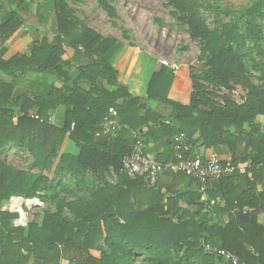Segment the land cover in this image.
I'll return each mask as SVG.
<instances>
[{
  "label": "trees",
  "instance_id": "1",
  "mask_svg": "<svg viewBox=\"0 0 264 264\" xmlns=\"http://www.w3.org/2000/svg\"><path fill=\"white\" fill-rule=\"evenodd\" d=\"M169 1L188 25L191 37L209 54L206 70L193 74L191 80L161 65L151 72L149 81L135 75L122 82L120 73L125 70L119 60L125 45L89 28L81 31L92 38L81 34L78 20L63 0H53L56 43L40 37L33 40L30 55L18 52L7 60V50L0 48V73L13 77L34 69L54 71L63 82V88L49 85L41 95L13 98L12 84L0 79V264H138V257L143 264H232L207 253V244L236 256L238 264H264V222L260 221L264 190L257 186L264 183V140L260 138L264 83L251 79L240 47L245 38L257 45L264 0H252L242 10L247 35L240 33L239 21L222 30L209 29L198 13L201 0ZM100 3L109 15H115L106 0ZM23 27L20 14L12 10L10 18L0 24V45L22 39ZM78 32V42L91 63L79 68L80 74L73 78L76 67L64 59L65 42ZM137 54L146 63L154 60L143 50ZM83 79L90 82V89L79 84ZM201 80L236 92L241 102L226 97L221 98L223 104L217 102L220 96L208 92L199 84ZM149 103L167 104L176 110L172 126L148 110ZM61 106L72 109L66 112L64 126L58 128L52 125L50 112ZM18 107L24 113L16 117ZM111 110L121 128L99 141L101 125ZM32 111L38 118L31 116ZM233 127L242 133H232ZM153 130H164L173 143L177 135L185 133L190 139L186 157H196L192 155L196 147H223L235 153L236 145L242 144L247 152L233 161L236 169L232 175L209 188L206 200L200 193L183 208L182 194L170 189L168 195L157 190V184L147 187L143 177L130 179L120 172L124 155L135 143L133 133L146 136ZM68 134L77 153H61ZM8 144L28 150L39 172L23 171L5 161ZM52 171L53 179L46 174ZM112 171L120 178L117 185L108 181ZM166 174L174 180L189 178L177 171ZM62 193L80 194L66 199ZM12 196L39 198L45 202L44 209L53 204L56 211L46 213L41 223L33 220L26 228H16L13 220L17 214L2 210ZM212 200L216 203L208 208ZM218 205L222 212H230L227 223L211 222ZM67 212L70 218L65 216Z\"/></svg>",
  "mask_w": 264,
  "mask_h": 264
},
{
  "label": "rangeland",
  "instance_id": "2",
  "mask_svg": "<svg viewBox=\"0 0 264 264\" xmlns=\"http://www.w3.org/2000/svg\"><path fill=\"white\" fill-rule=\"evenodd\" d=\"M63 1H65L67 8L72 11L78 20L80 31L82 28H89L103 38L113 39L120 43L121 46L125 45V52L120 57L119 63L123 64L126 73L129 68L131 74L128 77L130 79L135 75L140 77L142 75V78H146L149 81L151 72L159 69L164 60L169 61L172 65L179 66V73L185 79H190L189 77L193 74L201 75L207 68L206 62L209 54L202 51L199 40L191 37L188 25L181 20L180 15L170 4L169 0H106L115 11L113 16L102 8L101 0ZM251 2L252 0H201L198 13L211 30H222L225 26L239 21L240 33L247 35V26L242 23L241 14L242 10ZM14 9L20 14L24 23V27L19 33L23 37L22 39L18 37L10 43L0 45V48L7 50L4 56L6 60L18 52L30 55L34 47L32 44L33 40L40 37H46L51 43H56L58 25L53 0H0V24L10 18ZM82 33L87 38L93 37L86 30H82ZM258 33L257 45L255 41L245 38V43H242L241 40L240 47L245 54L244 63L251 79L256 84H262L264 83V16L259 21ZM78 34L79 32L65 42L64 54V59L74 62L76 76L80 74L79 68L91 63L85 57L84 47L78 42ZM139 50H143L153 56V62L151 59L147 60L148 63L142 61L137 54ZM0 79L5 83L12 84L11 96L13 98L23 94L41 95L47 90L49 85L63 88L62 80L57 77L54 71L42 73L34 69L13 77L0 73ZM199 84L204 86L208 92L213 91L220 96L216 98L217 102L223 104L221 99L223 97L235 102H241L240 97L234 91L211 85L205 80L199 81ZM150 104L156 105L157 103ZM71 109V107L61 106L56 113L53 112L54 122H52V125L62 128L66 120V112ZM23 113L24 111L21 107L14 110L16 117L22 116ZM108 119L119 123L117 115H110ZM172 124L173 121L170 120L167 126H172ZM153 126L157 128L155 124ZM231 132L240 134L242 130L233 127ZM114 136H117V134L112 137ZM172 136L175 137L176 133L172 134ZM260 138L264 140V127ZM64 144L66 146L62 147L61 153L69 151L71 148L75 152L78 150L75 143L69 140V134L66 136ZM6 149L4 160L9 164L23 171L39 172V169L34 166V158L28 150L11 144H8ZM46 174L49 178H55L54 171ZM61 180L62 184H65L66 180ZM108 181L117 185L120 183V178L115 174L109 177ZM147 187L152 186L147 184ZM155 187L157 188V185ZM79 194L72 196L70 193H62V196L66 199H71ZM213 209L211 222L226 223L227 219L225 221L222 219L224 213H222L220 206L218 205V207ZM55 211L56 207L52 204L48 209H37L33 214V218L38 223H41L46 213ZM65 216L70 218L71 214L67 212ZM225 260L227 261L228 259L225 258ZM137 261L138 264H143L142 258L138 257Z\"/></svg>",
  "mask_w": 264,
  "mask_h": 264
},
{
  "label": "built area",
  "instance_id": "3",
  "mask_svg": "<svg viewBox=\"0 0 264 264\" xmlns=\"http://www.w3.org/2000/svg\"><path fill=\"white\" fill-rule=\"evenodd\" d=\"M162 65L171 69L174 73H178L180 70L179 66L172 65L167 60L162 61ZM31 116L38 118L34 113H32ZM74 126L75 123L72 124V129ZM101 128L103 133L100 134L110 135L118 132L121 127L118 123L112 122L110 119L106 118ZM133 134L135 143L131 152L124 155L122 168L120 170L122 175L130 179L143 177L149 186H153L156 185L166 173L173 171L181 172L197 182L199 191L203 195V200H206L207 192L214 183L235 172L236 165L233 161H222L217 156H213L207 160L198 156L186 157L185 152L190 148V139L185 133H181L174 138V156L170 162L166 163L157 162L150 158L144 142L136 132ZM215 203L216 202L212 200L208 208ZM45 207V202L39 198L12 196L2 210L17 214L16 218L13 220V224L16 228H26L34 220V212L37 211V209L41 210ZM244 215H246V212H244ZM205 251L219 257H224L231 261L232 264H238V258L236 256L217 246L207 244L205 246Z\"/></svg>",
  "mask_w": 264,
  "mask_h": 264
},
{
  "label": "crops",
  "instance_id": "4",
  "mask_svg": "<svg viewBox=\"0 0 264 264\" xmlns=\"http://www.w3.org/2000/svg\"><path fill=\"white\" fill-rule=\"evenodd\" d=\"M125 69V68H124ZM121 72L120 76L122 77V82L126 83L130 79V71L128 68V72ZM125 75V76H124ZM71 76H76L75 70L72 72ZM140 77V76H139ZM142 77V75H141ZM74 78H77L74 77ZM80 84L82 85L83 88L85 89H90L91 84L83 79L80 81ZM58 110V109H57ZM57 110H53L50 112V118L51 122H54L53 118V112H57ZM148 110H150L153 114L161 116L166 119V124L170 123V120L173 121L177 116L178 112L174 110L171 106L167 104H156V105H151L150 103L148 104ZM116 112L114 110L111 111V116H115ZM164 130L160 131H152L149 135L146 136H139L140 139L145 143L146 150L153 160L161 163H166L170 162L172 160L174 151H175V143L171 142L170 138L166 133H164ZM108 136L106 134H99L97 136V139L99 141L103 140L102 138ZM65 144H63L64 146ZM66 146V145H65ZM72 150V151H71ZM71 153H77L71 148L69 150ZM65 152V151H64ZM247 152V149L242 145V144H237L236 145V152L235 153H230L223 147H218V148H202V147H196L193 152V156H198L202 157L203 159L207 160L212 158L213 156H217L220 160L222 161H234V160H241L245 153ZM250 152V150H249ZM115 175V173L112 171V176ZM257 186L259 189L264 190V183H257ZM157 190L167 192L169 195L170 189L178 194H182L184 196V199L181 201L180 206L183 208L187 207V202L193 201V196L199 195V187L197 183L187 177H182L177 180H174L168 174L164 175L160 181L157 183ZM224 213V216L222 215V219L226 223L230 219V212H222ZM226 214V217H225ZM262 223L264 222V217H261L260 220ZM66 261H63L62 264H66ZM68 264V263H67Z\"/></svg>",
  "mask_w": 264,
  "mask_h": 264
},
{
  "label": "water",
  "instance_id": "5",
  "mask_svg": "<svg viewBox=\"0 0 264 264\" xmlns=\"http://www.w3.org/2000/svg\"><path fill=\"white\" fill-rule=\"evenodd\" d=\"M247 215H249V214H247Z\"/></svg>",
  "mask_w": 264,
  "mask_h": 264
}]
</instances>
